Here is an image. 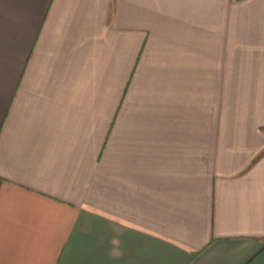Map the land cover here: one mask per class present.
I'll return each mask as SVG.
<instances>
[{"label":"crops","instance_id":"1","mask_svg":"<svg viewBox=\"0 0 264 264\" xmlns=\"http://www.w3.org/2000/svg\"><path fill=\"white\" fill-rule=\"evenodd\" d=\"M0 264H264V0H0Z\"/></svg>","mask_w":264,"mask_h":264},{"label":"trees","instance_id":"2","mask_svg":"<svg viewBox=\"0 0 264 264\" xmlns=\"http://www.w3.org/2000/svg\"><path fill=\"white\" fill-rule=\"evenodd\" d=\"M237 1H240V0H237Z\"/></svg>","mask_w":264,"mask_h":264}]
</instances>
